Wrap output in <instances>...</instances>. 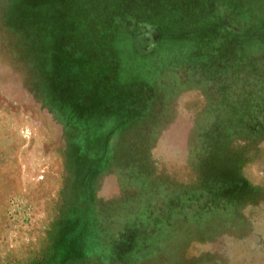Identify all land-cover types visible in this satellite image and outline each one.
<instances>
[{
	"label": "rangeland",
	"instance_id": "obj_1",
	"mask_svg": "<svg viewBox=\"0 0 264 264\" xmlns=\"http://www.w3.org/2000/svg\"><path fill=\"white\" fill-rule=\"evenodd\" d=\"M81 262L264 264V0H0V264Z\"/></svg>",
	"mask_w": 264,
	"mask_h": 264
},
{
	"label": "trees",
	"instance_id": "obj_2",
	"mask_svg": "<svg viewBox=\"0 0 264 264\" xmlns=\"http://www.w3.org/2000/svg\"><path fill=\"white\" fill-rule=\"evenodd\" d=\"M48 251H49V248H48ZM34 264H35V263H34ZM78 264H86V263H82V262H81V263H78Z\"/></svg>",
	"mask_w": 264,
	"mask_h": 264
}]
</instances>
